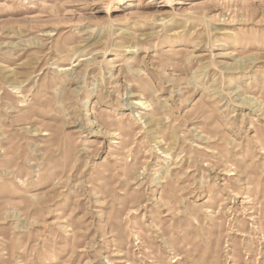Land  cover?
<instances>
[{
  "label": "rangeland",
  "instance_id": "374dc122",
  "mask_svg": "<svg viewBox=\"0 0 264 264\" xmlns=\"http://www.w3.org/2000/svg\"><path fill=\"white\" fill-rule=\"evenodd\" d=\"M0 264H264V0H0Z\"/></svg>",
  "mask_w": 264,
  "mask_h": 264
},
{
  "label": "bare ground",
  "instance_id": "6f19581e",
  "mask_svg": "<svg viewBox=\"0 0 264 264\" xmlns=\"http://www.w3.org/2000/svg\"><path fill=\"white\" fill-rule=\"evenodd\" d=\"M80 60H81V62L84 61L83 58H81ZM134 105H137V106H139L138 108L141 107V108L144 109V110L148 108V102H137V103H134ZM153 113H155V111H154ZM151 123H152V122H151ZM157 139L160 140L159 137L156 138V140H157ZM161 142H162V141H159V142H157V143L160 144ZM163 153H164L165 155H169L168 152H167L166 150H164V151L162 152V154H163Z\"/></svg>",
  "mask_w": 264,
  "mask_h": 264
}]
</instances>
